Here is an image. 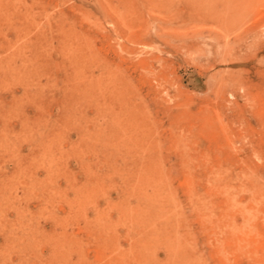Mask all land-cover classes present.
<instances>
[{
	"label": "rangeland",
	"instance_id": "rangeland-1",
	"mask_svg": "<svg viewBox=\"0 0 264 264\" xmlns=\"http://www.w3.org/2000/svg\"><path fill=\"white\" fill-rule=\"evenodd\" d=\"M0 264H264V0H0Z\"/></svg>",
	"mask_w": 264,
	"mask_h": 264
}]
</instances>
